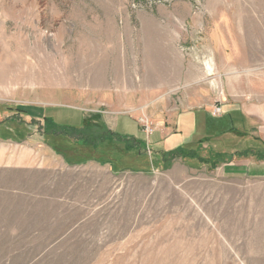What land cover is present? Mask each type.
I'll return each mask as SVG.
<instances>
[{"label": "rangeland", "instance_id": "rangeland-1", "mask_svg": "<svg viewBox=\"0 0 264 264\" xmlns=\"http://www.w3.org/2000/svg\"><path fill=\"white\" fill-rule=\"evenodd\" d=\"M237 101L264 125V0H0V106H80L77 136L115 138L114 163L0 170V264H264L263 174L120 136Z\"/></svg>", "mask_w": 264, "mask_h": 264}, {"label": "crops", "instance_id": "crops-1", "mask_svg": "<svg viewBox=\"0 0 264 264\" xmlns=\"http://www.w3.org/2000/svg\"><path fill=\"white\" fill-rule=\"evenodd\" d=\"M57 109L73 111L75 117H65L63 120ZM3 114L8 116L3 118ZM20 114L25 115L26 121L19 120ZM87 114L83 107L64 103L30 102L22 106H0V170L52 168L61 163H114V137L108 136L104 141H97L94 136H70V132L87 126ZM125 116L139 127V131L127 133L123 130L120 136L136 139L143 150H152L156 157L185 145L198 150L201 155L205 154L206 148H218L219 157L232 159L235 156L241 172L264 175V161L261 163L258 160L259 149L264 144V125H258L261 111L253 104H239V101L225 103L218 116L212 114V109L192 108L167 119L165 124L152 129L150 133L142 128L138 119ZM117 124L115 120L113 133L116 134ZM237 136L238 148L233 144H222L225 139ZM131 152L132 146H125L124 153ZM0 191L3 189L0 188Z\"/></svg>", "mask_w": 264, "mask_h": 264}, {"label": "trees", "instance_id": "trees-1", "mask_svg": "<svg viewBox=\"0 0 264 264\" xmlns=\"http://www.w3.org/2000/svg\"><path fill=\"white\" fill-rule=\"evenodd\" d=\"M78 132V134H79V131H77ZM70 134V136H75L76 135V130L75 131H73V132H70L69 133ZM75 134V135H74ZM77 134V135H78ZM76 135V136H77ZM82 135H84V134H82ZM85 136H87V135H85ZM97 141H104V139L103 138H100V139H97V138H95ZM262 146L260 147V149H259V158H264V144H261ZM121 150L122 149H124V147H122V148H120ZM170 155L171 154H174V155H182V156H187V157H195V156H197V155H201V154H199V153H197V150L196 149H192V147H190V146H183V147H181L180 149H175V150H172V151H169L168 152ZM167 153V154H168ZM130 154V153H129ZM129 154H125L126 156H128ZM200 157V156H199ZM142 159H144V161L142 160ZM165 159V158H164ZM130 162V164H136L137 166H139V167H142V166H147V160H146V158H144V156H142V153H140V154H138V156H136V157H134V159L132 160V162L131 161H129ZM206 162V161H205Z\"/></svg>", "mask_w": 264, "mask_h": 264}, {"label": "built area", "instance_id": "built-area-1", "mask_svg": "<svg viewBox=\"0 0 264 264\" xmlns=\"http://www.w3.org/2000/svg\"><path fill=\"white\" fill-rule=\"evenodd\" d=\"M222 112V109H221V107L219 106H217V107H214L213 108V110H212V114L213 115H219L220 113ZM147 131L149 132V131H152V129H150L149 127L147 128Z\"/></svg>", "mask_w": 264, "mask_h": 264}]
</instances>
